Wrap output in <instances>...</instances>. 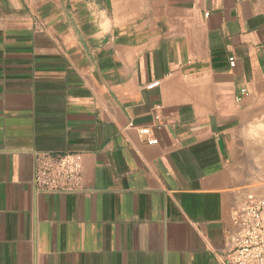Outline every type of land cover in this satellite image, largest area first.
<instances>
[{
    "label": "crops",
    "instance_id": "obj_1",
    "mask_svg": "<svg viewBox=\"0 0 264 264\" xmlns=\"http://www.w3.org/2000/svg\"><path fill=\"white\" fill-rule=\"evenodd\" d=\"M263 187L264 0H0V264H221Z\"/></svg>",
    "mask_w": 264,
    "mask_h": 264
},
{
    "label": "built area",
    "instance_id": "obj_2",
    "mask_svg": "<svg viewBox=\"0 0 264 264\" xmlns=\"http://www.w3.org/2000/svg\"><path fill=\"white\" fill-rule=\"evenodd\" d=\"M26 4L34 0H23ZM230 65H234L230 59ZM246 94L245 90H242ZM142 135L149 129L139 131ZM156 139L148 144H156ZM82 155L41 154L35 161V186L40 193H74L81 190ZM233 229L227 235V244L221 264H264V187L260 193H248L232 210Z\"/></svg>",
    "mask_w": 264,
    "mask_h": 264
}]
</instances>
